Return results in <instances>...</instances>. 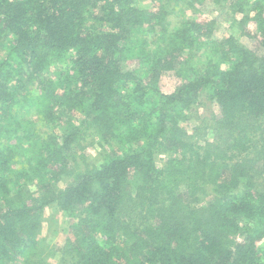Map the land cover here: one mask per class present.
I'll return each instance as SVG.
<instances>
[{"label": "trees", "instance_id": "16d2710c", "mask_svg": "<svg viewBox=\"0 0 264 264\" xmlns=\"http://www.w3.org/2000/svg\"><path fill=\"white\" fill-rule=\"evenodd\" d=\"M212 1L255 50L202 0H0V264H264V0Z\"/></svg>", "mask_w": 264, "mask_h": 264}, {"label": "rangeland", "instance_id": "374dc122", "mask_svg": "<svg viewBox=\"0 0 264 264\" xmlns=\"http://www.w3.org/2000/svg\"><path fill=\"white\" fill-rule=\"evenodd\" d=\"M198 9L200 13L216 20V37L218 39H223L229 35H233L246 47L253 50L256 49V40L242 35L238 30L237 25L233 22L234 19H239L242 16L241 12L229 7H220L212 0H202V2L198 3ZM159 84L163 91H170L175 84V78L163 76L161 77ZM216 109V104L212 105L208 103L207 105H201L197 112V116L200 118ZM89 153L92 155L91 160H95L97 157L95 152L90 150ZM45 219L46 221L43 225L44 239L50 246L57 249L64 242L67 233L68 219L63 215V213L53 209H47ZM260 247L264 252V241L261 243Z\"/></svg>", "mask_w": 264, "mask_h": 264}]
</instances>
